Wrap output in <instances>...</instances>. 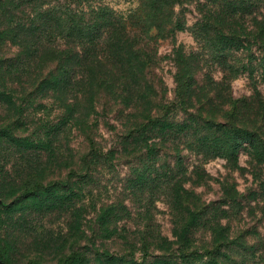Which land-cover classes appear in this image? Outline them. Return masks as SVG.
I'll use <instances>...</instances> for the list:
<instances>
[{
	"label": "trees",
	"instance_id": "obj_1",
	"mask_svg": "<svg viewBox=\"0 0 264 264\" xmlns=\"http://www.w3.org/2000/svg\"><path fill=\"white\" fill-rule=\"evenodd\" d=\"M139 3L143 14L123 15L107 0H0V45L12 46L11 55L0 47V112L7 105L12 117H0V145L6 139L25 158L13 165L18 176H7L13 199L0 237L3 260L45 264L48 249L58 253L51 264H247L225 223L244 195L222 183L217 207L197 188L204 166L218 158L263 177L264 0L199 1L191 27L183 8L194 0ZM182 31L199 49L176 44ZM159 39L174 45L173 99L158 72ZM244 75L252 93L236 97L232 82ZM39 98L53 99L61 114L46 122L27 117ZM36 104L46 111L44 101ZM31 123L46 138L17 134ZM72 125L83 147L63 175L67 153H59L57 138ZM105 129L115 131L109 146ZM116 161L130 174L122 191L105 193L104 170ZM157 202L167 205L170 234ZM38 217L64 219L66 227L44 237Z\"/></svg>",
	"mask_w": 264,
	"mask_h": 264
},
{
	"label": "rangeland",
	"instance_id": "obj_2",
	"mask_svg": "<svg viewBox=\"0 0 264 264\" xmlns=\"http://www.w3.org/2000/svg\"><path fill=\"white\" fill-rule=\"evenodd\" d=\"M107 1L113 8L123 15H130V13L134 12L143 14V7L140 6L139 0ZM199 1L203 2L204 0H194V6L185 5L183 8L184 12L187 13L188 27L193 25L196 15H198L196 6L198 5L197 2ZM176 44L184 46L187 51L199 49V45L196 43L190 31L178 32L176 35ZM154 45L160 58L158 64L159 75L163 77L166 83L168 89V98L173 99L176 87L174 80L176 70L174 63L169 56L174 46L173 42L168 39H159L158 43ZM0 47L6 48L5 51L8 53V55H11L12 46L9 44H1ZM2 49L3 48L0 49V54H2ZM0 58L3 59V56L0 55ZM232 88L236 97L250 95L252 93V87L250 86L249 80L245 75L234 79L232 82ZM261 89L264 90V84L261 85ZM39 100L44 101L47 104L46 111L41 109V112H38V110L32 109L37 107L36 102ZM9 110L10 107L7 105L3 107V110L0 112V117L2 120H12V117L6 114ZM61 112L62 110L58 108L56 102L53 99L48 98V100H43L42 98H39L29 103L27 117H30L31 114H34L35 119L41 117L44 118L46 122L47 120H53L55 116L61 114ZM25 121H28V119H25ZM16 127L18 126L14 122L12 125V131L15 130ZM25 127L16 130L19 136L29 138H34V136L35 138H46L45 130H43V132L37 136L33 134V129L35 128L34 123L26 125ZM114 132L115 131L112 129H105L101 131V134L104 136L103 143L108 146L111 145L113 138L112 136H109V134ZM57 139L61 142V144H57L59 145V153H67L63 159L64 169H62L63 175H66L68 172L71 173L72 169L74 170V165L76 163L75 158H78V150L79 148L81 149L83 147V144H80L81 138L78 135V130L76 129L75 125L68 127V129H66L64 133L62 132ZM2 141L3 142L0 145V198L3 199L6 205H8V208L6 209L0 205V237L5 226V222L7 221V216L12 213V182L9 179V176L10 174L12 176V172H14L13 175H15V177L18 176V171H12L13 165L15 162H19V159H25L24 155H22V153L12 145V143H8L6 139H3ZM65 146L68 148V152L63 150ZM248 160H250L249 156L243 154L240 158V164L242 166H246ZM114 166L115 167L111 172L110 170H104L102 185L105 187V193L108 191L109 194H114V187H116L117 192L122 191V188L125 185V179L130 174V166L123 164V162L116 161ZM204 169L206 170L205 180L200 182L201 186L197 188V191L201 194L203 200L206 202H215L217 203V207H221V205L218 203L222 201V183L226 182L231 184L234 182L240 193L244 195L240 199L241 206L239 208L229 209L230 218L229 220L225 221V223L229 224L232 230H234L235 238L233 237L232 239L237 242V244L234 246V253L236 254L238 260L241 261V259H246L247 264H264V174L261 179L258 178L260 175L254 176L251 174L250 171L252 170L242 174L240 171L230 169L227 162L222 158H218L207 163L204 166ZM196 181H198L197 177ZM156 205L163 212L162 214H159V219L163 224L164 232L170 234L171 224L169 222L170 218L167 215V205L164 202H157ZM33 217L34 216H32V218ZM35 224L36 227L41 226V230L43 231L42 235L44 237L49 236L51 231V233H53V230L54 233H57L56 230H61L66 227V222L64 219H57V217L55 219H41V217H38ZM203 234L205 235V233ZM199 235H201V233ZM38 238H40V235H38L37 239ZM30 240L31 239L27 240L26 242L30 243ZM244 243L254 245V248H252V250L248 249L249 251L247 252L243 249ZM57 254L58 253L56 251L54 253L50 252L48 249H43V257L46 259L43 261L45 264H51L53 261H55L54 255ZM2 261L6 264H12L7 259H2Z\"/></svg>",
	"mask_w": 264,
	"mask_h": 264
},
{
	"label": "water",
	"instance_id": "obj_3",
	"mask_svg": "<svg viewBox=\"0 0 264 264\" xmlns=\"http://www.w3.org/2000/svg\"><path fill=\"white\" fill-rule=\"evenodd\" d=\"M2 202V200L0 199V203ZM0 264H6L5 262L2 261L1 257H0Z\"/></svg>",
	"mask_w": 264,
	"mask_h": 264
}]
</instances>
